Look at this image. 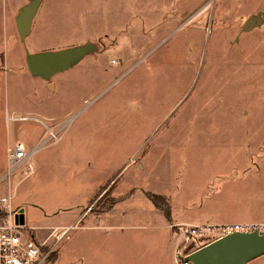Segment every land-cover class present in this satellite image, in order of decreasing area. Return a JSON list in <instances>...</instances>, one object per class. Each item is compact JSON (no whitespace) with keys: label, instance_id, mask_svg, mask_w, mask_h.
<instances>
[{"label":"rangeland","instance_id":"374dc122","mask_svg":"<svg viewBox=\"0 0 264 264\" xmlns=\"http://www.w3.org/2000/svg\"><path fill=\"white\" fill-rule=\"evenodd\" d=\"M35 1L22 40L16 19ZM263 21L264 0H0V179L8 145L30 150L59 128L0 197L40 239L71 227L50 237V264H175L152 194L180 222L230 218L238 198H199L228 165L264 154ZM84 45L48 81L27 69V52ZM181 237L182 256L204 245Z\"/></svg>","mask_w":264,"mask_h":264},{"label":"built area","instance_id":"2783aa9c","mask_svg":"<svg viewBox=\"0 0 264 264\" xmlns=\"http://www.w3.org/2000/svg\"><path fill=\"white\" fill-rule=\"evenodd\" d=\"M27 119L28 117L13 118L14 121ZM58 130L59 128L47 130L46 138L30 150H26L22 143L15 141L8 145L6 148V171L2 178L9 179L19 168L27 165L29 160L47 143L57 141ZM32 171V166L28 165L25 176H29ZM13 198L14 196L11 194L0 197V208L5 212V220L0 224V264H50L55 251L53 244L47 248L50 237L53 235L58 243L71 227L53 228L46 239H40L36 236V231H40L41 228L27 227L25 223L20 225L15 222L18 212L13 208ZM173 228H181V226L175 225ZM181 231L183 236L186 234L193 238H202L203 244L207 245L236 233L264 232V224L187 225L182 226ZM178 251L175 252V264H191L187 257L194 251L184 256Z\"/></svg>","mask_w":264,"mask_h":264},{"label":"water","instance_id":"95a60500","mask_svg":"<svg viewBox=\"0 0 264 264\" xmlns=\"http://www.w3.org/2000/svg\"><path fill=\"white\" fill-rule=\"evenodd\" d=\"M37 8L38 2L35 1L19 11L16 26L20 39L29 34ZM252 27L253 20H250L243 29ZM90 51V45H84L34 54L27 52V69L31 76L48 81L73 67ZM15 222L20 225L25 223L23 210L15 216ZM261 256H264V232L254 231L236 233L204 245L189 254L187 259L191 264H248Z\"/></svg>","mask_w":264,"mask_h":264},{"label":"crops","instance_id":"0c3cea01","mask_svg":"<svg viewBox=\"0 0 264 264\" xmlns=\"http://www.w3.org/2000/svg\"><path fill=\"white\" fill-rule=\"evenodd\" d=\"M261 149L262 146L259 147L258 151L261 152ZM228 166L226 170H222V179L220 180L218 179L219 177H217L213 180L210 184L212 187L209 185V187L206 188L210 189L207 191V195L204 197L201 196L199 199H206L209 205L210 201L216 198H238L239 201L233 206H224V209L221 211L224 216L228 214L230 218L227 219V217H223V219H218L214 216V218H210L208 222L203 224L224 225L233 224L236 223V221L242 220L244 223H250L249 221L246 222V220H251L253 218L260 222L253 224H264V154L259 153L257 159L249 164V167ZM220 183H223L222 186L219 185ZM159 212L162 213L160 210ZM162 214L165 222L164 225H160L158 228L161 230H170L168 238L175 253V250H177L179 246L178 238L183 235L175 233L174 229L172 230V226L197 224H190L188 219L187 221L184 220L185 222H180V218L179 220L176 218L173 219V214L172 216L170 214L169 218H167L164 213ZM230 220H233V222ZM176 238L177 243L174 242L173 247V240L175 241ZM262 257L264 256L259 258L263 259ZM259 258L257 259L259 260Z\"/></svg>","mask_w":264,"mask_h":264},{"label":"trees","instance_id":"16d2710c","mask_svg":"<svg viewBox=\"0 0 264 264\" xmlns=\"http://www.w3.org/2000/svg\"><path fill=\"white\" fill-rule=\"evenodd\" d=\"M157 196L156 195H150V198L154 201V203L156 204V206L159 208L158 210H160L162 213L165 214V216L167 218H169L170 214H171V211H170V208H169V205L166 204L165 206L159 204V201L157 202L155 200ZM5 212L0 208V224L3 223V221L5 220ZM205 245V244H204ZM203 245V246H204Z\"/></svg>","mask_w":264,"mask_h":264},{"label":"flooded vegetation","instance_id":"af4514ba","mask_svg":"<svg viewBox=\"0 0 264 264\" xmlns=\"http://www.w3.org/2000/svg\"><path fill=\"white\" fill-rule=\"evenodd\" d=\"M200 245H202V243Z\"/></svg>","mask_w":264,"mask_h":264}]
</instances>
